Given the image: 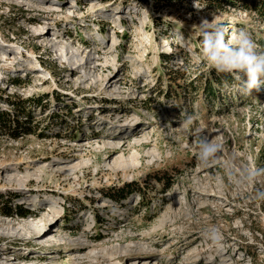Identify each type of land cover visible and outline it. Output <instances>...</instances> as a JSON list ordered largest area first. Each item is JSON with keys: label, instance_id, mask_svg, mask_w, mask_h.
<instances>
[{"label": "rangeland", "instance_id": "374dc122", "mask_svg": "<svg viewBox=\"0 0 264 264\" xmlns=\"http://www.w3.org/2000/svg\"><path fill=\"white\" fill-rule=\"evenodd\" d=\"M254 7L256 0H0V55L6 56L0 63V167L19 168L22 176L52 160H78L71 146L80 140L95 144L121 135L130 141L150 132L136 147L139 164L126 171L105 170L109 150L87 148L82 155L89 165L76 180L44 169L40 179L16 187L2 173L1 220L21 223L51 207L60 217L56 242L0 235V264L9 257L19 264H80L64 256L68 242L85 240L86 253L96 245L116 247L113 254L139 246L141 236L152 242L151 264H264V200L255 196L264 190V175L246 179V170L264 168V86L249 95L237 87L235 73L210 66L196 29L207 20L225 26L226 39L247 31L264 52V11ZM46 29L65 47L99 52L101 76L122 78L120 95L94 78L81 84L82 70L71 73L49 38L38 37ZM40 96L39 106L18 105ZM130 115L142 123L139 129L122 127ZM201 133L222 146L218 161H201L195 139ZM148 149L158 159L144 156ZM203 166H211L208 173ZM126 185H135L126 199L108 197ZM17 206L33 214L15 216ZM212 228L218 242L205 236ZM36 256L46 262L31 261ZM113 258L103 264H130L119 253Z\"/></svg>", "mask_w": 264, "mask_h": 264}, {"label": "bare ground", "instance_id": "6f19581e", "mask_svg": "<svg viewBox=\"0 0 264 264\" xmlns=\"http://www.w3.org/2000/svg\"><path fill=\"white\" fill-rule=\"evenodd\" d=\"M35 9L37 12H39L38 7ZM49 13L53 14V12H48V14ZM41 22L42 21L40 20H30L28 23L40 25ZM50 31H51L50 29L40 31L38 33V37L45 36L47 39L51 38V40H49V43L51 45H54L53 49L55 50V53L61 54V56L64 58L63 60L65 61V63L67 61L68 65L66 64V66L69 68L71 73L80 75V72L76 73V70L79 68L82 70L83 74L80 75L81 84H87L88 81L91 80V78H94L93 80L96 86L97 84H99V82H101L102 83L101 86L103 87V89L108 91L113 97L114 96L118 97V95H120L121 93L120 86L122 85V78H119L117 76L112 77L113 74H111V72H110V75H103V77L101 76V74L102 73L104 74V72L102 73L100 72L102 68H101V64L99 60V52H97L96 50L92 51L93 49L88 50V52H86L87 51L86 49L83 51L77 50L75 49V47H73L74 46L73 43H71L69 47H65L64 45L60 44L61 42L60 40H58L60 36H57L56 33H51ZM109 55H110V52L108 51L103 54V57L106 58ZM4 60H6V56H1L0 63H2V61ZM57 60H58V57H57ZM110 66L114 67L116 65L112 63ZM93 74L95 75V77H93ZM129 119H131V121H129L128 123H125L124 125H122V127L123 126L124 127L135 126L136 129H139V127L142 126V123L137 120V117L131 116ZM129 119H126L125 121ZM132 130H135V129H132ZM149 134L150 132L148 133L147 131L145 133V129H144V130H141L137 135H133L130 141L126 140L121 135H119L120 137H118L117 135L118 138L116 136L107 137L100 142H97L95 140L94 142L95 144H90L89 141L84 142L80 140L77 143V145L74 144L71 146L74 148V153H75V156L78 158V160H72V161L52 160V161H49L47 165H44L43 167H41V170H38L37 172L31 171V173H26L22 176H19L17 174L20 172L19 168L0 167V175H2V173L6 174L4 177L6 183L12 186L15 185L16 187L20 186V184H23L28 179H40L41 174L39 172L42 173L44 169L50 171L51 173L62 174V175L69 176L72 179L76 180L78 179L77 173L80 172L82 169L87 168V166L89 165L90 160L83 159L84 155H82L86 153L87 148L88 149L89 148L98 149L99 152H103L106 149L109 150V152L106 153L107 157L105 158V161L103 162L104 163L103 168L105 170L111 171V172L120 171V170L126 171L129 168L133 169L134 167H137V165L139 164L140 156H139V151L136 147L139 146L142 143V141L149 140L150 139ZM144 156L151 157V160L158 159V154L155 153V151L152 149H148L144 151ZM213 161H218V160L213 159ZM28 167L30 166H27L26 168ZM203 167L204 168H201V169H207L206 170L207 173L209 172V169L211 168V166L210 167L203 166ZM200 181L203 187H206L208 185V183L202 180ZM221 186L222 184L215 185L216 189H219V191H220ZM27 201L26 202L29 205H32V203H34L36 199L34 198L30 201L29 200ZM174 206H175V209H178L180 207L179 199H177L174 202ZM58 214H59V211L51 207L49 211L42 214V216H37L33 218L32 220L26 219L24 222H21V223H15L12 221H6V220L0 219V235L2 236L11 235V236H18V237H23V238H26L24 237L25 235H29V239H34L36 243H42V242L44 243V241L45 243H49L52 241L54 242L56 238L52 234L58 233V231L55 229L57 225V221L59 219L58 217H60L58 216ZM166 217L168 216L166 215ZM166 217L159 220L158 227H161L167 223ZM138 238H139V242L137 243H139L138 244L139 246L137 247L125 246L121 248V250L119 249V252L117 253L115 252L116 254L115 253L112 254L113 251H118L116 247H111L107 249V248H104L102 245H96L95 247L93 246V248L91 247L92 249L89 250V253L88 252L86 253L85 250L89 246H86V244H84L85 240L81 241L79 238L77 239V241L68 242L69 243L67 246L68 254H65L64 256H68V257L70 256V258H72L71 261L73 262L77 261L80 264H103L104 262L113 260L114 259L113 256L119 253V255L122 257L124 256L126 261H129L130 264H151L154 258L151 255L152 250L148 248L151 247L152 242H150L148 239H146L143 236L138 237ZM150 238L151 237H149V239ZM133 239L135 240L136 237H134ZM62 240L64 241L65 239H61V241ZM53 257L54 256L50 255L49 257L50 260H55L54 259L55 257L54 258ZM9 258H6L7 261L5 262V264H19V262L16 261L17 259L16 257L11 258L10 262H8ZM27 258L28 256H25L21 259L23 261L24 259H27ZM39 258L40 257L36 256L32 258L31 261L39 260L41 262H46L45 260H41ZM1 264H4V262H1Z\"/></svg>", "mask_w": 264, "mask_h": 264}, {"label": "clouds", "instance_id": "9594fccd", "mask_svg": "<svg viewBox=\"0 0 264 264\" xmlns=\"http://www.w3.org/2000/svg\"><path fill=\"white\" fill-rule=\"evenodd\" d=\"M196 29H199L203 54L210 66L219 72L235 73L237 87L249 95L253 89L259 90L264 86V52L258 51V45L249 32L239 30L231 39H226L225 26L213 25L207 20H203ZM195 139L202 162L217 158L222 147L219 143L203 133ZM261 175H264V168L246 170L249 181ZM255 196L264 200V190H257ZM205 236L213 242L220 239L215 228L207 230Z\"/></svg>", "mask_w": 264, "mask_h": 264}, {"label": "trees", "instance_id": "16d2710c", "mask_svg": "<svg viewBox=\"0 0 264 264\" xmlns=\"http://www.w3.org/2000/svg\"><path fill=\"white\" fill-rule=\"evenodd\" d=\"M209 1L213 2V1H220V0H209ZM256 1L258 2V7H254L255 10L259 12L260 9H262L264 11V1L263 0H256ZM160 56H161L162 59L169 58L168 55H165V54H161ZM44 100H45L44 97L40 96L37 99H30V101L29 100L28 101H23L22 100V101H20V103L18 105L19 106L20 105L23 106V104L31 102L33 105H36V106L38 105L39 106V105L42 104V102ZM25 119L28 120L29 117L25 116ZM12 138L17 139L18 135L15 134V135L12 136ZM134 190H135V185H134V187L132 185H126V187L122 188V191H120V194H118V195H115V194L110 195V194H108V197H110V199L112 201L120 202L122 199L123 200L126 199V197L130 193H132ZM140 198H141V200H143L141 196H140ZM2 209H3V214L5 216H11L13 214L11 209L9 207H7V206H4ZM30 214H31V211L28 210V209H25L22 206H17L16 209H15V212H14L15 216L17 215V216H20L22 218H25V217H27Z\"/></svg>", "mask_w": 264, "mask_h": 264}]
</instances>
